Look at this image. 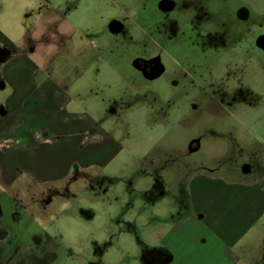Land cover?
<instances>
[{
	"label": "rangeland",
	"instance_id": "374dc122",
	"mask_svg": "<svg viewBox=\"0 0 264 264\" xmlns=\"http://www.w3.org/2000/svg\"><path fill=\"white\" fill-rule=\"evenodd\" d=\"M158 1L0 0V40L34 47L39 65L29 80L24 68L7 72L17 62L7 71L0 64V137L25 117L15 86L64 87L52 95L61 108L47 102L61 135L31 143L46 168H32L33 177L15 154L7 175L0 145V206L14 201L18 213L13 220L10 205L0 218L11 233L3 264L45 245L44 260L21 264H150L151 250L188 215L195 172L238 177L250 163L247 176L264 177V49L256 44L264 0H168L167 11ZM145 49L162 60L155 79L135 68ZM259 230L264 221L254 244ZM252 256L264 264L255 247Z\"/></svg>",
	"mask_w": 264,
	"mask_h": 264
},
{
	"label": "crops",
	"instance_id": "0c3cea01",
	"mask_svg": "<svg viewBox=\"0 0 264 264\" xmlns=\"http://www.w3.org/2000/svg\"><path fill=\"white\" fill-rule=\"evenodd\" d=\"M30 51L33 54L34 47ZM32 54L25 51L17 41L6 39L3 43L0 40L1 66L7 71L11 66L10 63L17 62L18 68L7 72L23 76L25 72L22 68H24L29 74L27 76H30L28 79H33L34 75L39 72V65L38 61L33 60ZM27 84L28 82L25 85L15 86L18 88L16 89L17 96L25 102L23 109L25 117L24 119L19 118L14 123H8L4 132L8 136L0 137V145L7 143L3 148L4 167L1 170H4L8 175L9 160L11 161L15 154H20L27 163L29 174L34 177L36 173L32 168L38 169V166L46 168L44 162L49 159L43 158L38 154L40 152L31 149V143L33 141L42 147L46 143L40 141V135L49 137L50 130L55 135H61L60 126L55 123L57 129L53 125L56 120L54 116L52 117L51 111H48L47 102L52 101L54 105L61 108V104H58L52 95L59 92L58 88L61 90L64 87L61 84H49L42 87L34 80L31 81V87L26 86ZM43 88H48V92H43ZM45 95H50L51 98L47 99ZM46 113L49 114L46 115ZM23 121L29 123L25 129L18 127ZM90 125H93V121ZM20 133L22 134L15 137ZM71 134L73 133L71 132ZM198 147H200V143H198ZM47 152H52V150L42 151V153ZM6 155L7 158L4 161ZM13 160L16 161L17 157H14ZM246 166L244 173L238 177L221 176L214 170L198 171L192 175L187 184V199L190 205L188 215L174 224L164 235L160 242L161 246L152 250L153 256L160 264H257L252 256V251L255 247L259 255L264 256V231H258L255 244L252 235L264 221V177L260 174L248 177L253 166L250 163ZM36 191L35 189L30 191L29 204L35 203V196L32 195ZM7 194L10 193L7 192ZM8 197L10 198V196ZM7 203L4 209L3 205L0 206V218L5 216L8 207L12 205V219H18V215L13 213L14 201L9 202L8 207ZM7 224V221L5 223L0 221V248H6L9 237H11ZM197 235L198 238H194ZM191 240L192 244L198 245V248L191 247ZM44 247L47 245L42 246L43 250L39 247L28 246L25 252L26 257L21 255V263L27 259L44 260V257L52 253V251L47 252ZM3 263V258L0 256V264ZM19 263L18 261L17 264Z\"/></svg>",
	"mask_w": 264,
	"mask_h": 264
},
{
	"label": "flooded vegetation",
	"instance_id": "af4514ba",
	"mask_svg": "<svg viewBox=\"0 0 264 264\" xmlns=\"http://www.w3.org/2000/svg\"><path fill=\"white\" fill-rule=\"evenodd\" d=\"M172 7H173V4L170 3L168 0H164V1L159 0L158 1V9H160V10L167 11ZM237 15L239 18L244 20L248 17V11L245 8H243V6H240L237 10ZM261 49H263V48H261ZM144 51H145L144 55H142L139 58V60L137 61V66L135 68L141 73L143 78H148L150 80L155 79L156 77L162 75V73H163L164 66L161 65L162 60L159 59V55L157 53L153 54L152 51H150L149 49H145ZM191 145L195 149L198 146V144H196V143H192ZM13 213L16 216L18 215V213H15V211ZM152 250H151V254L146 257V259H148V261H149L148 263L160 264L159 261L157 260V258H155V256H153Z\"/></svg>",
	"mask_w": 264,
	"mask_h": 264
},
{
	"label": "water",
	"instance_id": "95a60500",
	"mask_svg": "<svg viewBox=\"0 0 264 264\" xmlns=\"http://www.w3.org/2000/svg\"><path fill=\"white\" fill-rule=\"evenodd\" d=\"M257 46L264 49V35H261L256 40Z\"/></svg>",
	"mask_w": 264,
	"mask_h": 264
}]
</instances>
